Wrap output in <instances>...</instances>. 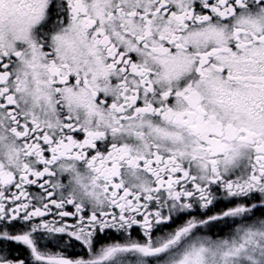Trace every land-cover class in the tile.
<instances>
[{
    "label": "snow or ice",
    "instance_id": "snow-or-ice-1",
    "mask_svg": "<svg viewBox=\"0 0 264 264\" xmlns=\"http://www.w3.org/2000/svg\"><path fill=\"white\" fill-rule=\"evenodd\" d=\"M0 264H264V0H0Z\"/></svg>",
    "mask_w": 264,
    "mask_h": 264
}]
</instances>
